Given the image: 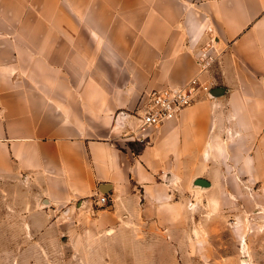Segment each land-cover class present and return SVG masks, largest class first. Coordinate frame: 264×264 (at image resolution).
I'll use <instances>...</instances> for the list:
<instances>
[{
	"label": "crops",
	"instance_id": "crops-1",
	"mask_svg": "<svg viewBox=\"0 0 264 264\" xmlns=\"http://www.w3.org/2000/svg\"><path fill=\"white\" fill-rule=\"evenodd\" d=\"M194 77L208 96L139 130L141 94ZM200 177L264 181V0H0V185L114 230Z\"/></svg>",
	"mask_w": 264,
	"mask_h": 264
},
{
	"label": "rangeland",
	"instance_id": "rangeland-1",
	"mask_svg": "<svg viewBox=\"0 0 264 264\" xmlns=\"http://www.w3.org/2000/svg\"><path fill=\"white\" fill-rule=\"evenodd\" d=\"M197 179L177 185L172 210L125 216L114 230L97 223L95 205L76 228L67 213L50 225L23 184H2L0 264H264V181L202 188Z\"/></svg>",
	"mask_w": 264,
	"mask_h": 264
},
{
	"label": "built area",
	"instance_id": "built-area-1",
	"mask_svg": "<svg viewBox=\"0 0 264 264\" xmlns=\"http://www.w3.org/2000/svg\"><path fill=\"white\" fill-rule=\"evenodd\" d=\"M213 62L211 55H202L199 58L200 72L208 70ZM210 91V86L199 77H194L187 84L177 88H158L142 94L134 114L139 122V130L157 127L176 118L182 110L208 96ZM98 202L102 205L109 203L105 195H101Z\"/></svg>",
	"mask_w": 264,
	"mask_h": 264
},
{
	"label": "water",
	"instance_id": "water-1",
	"mask_svg": "<svg viewBox=\"0 0 264 264\" xmlns=\"http://www.w3.org/2000/svg\"><path fill=\"white\" fill-rule=\"evenodd\" d=\"M219 93H220V91H214L209 96H213L214 97V96L219 95ZM130 116L133 117V118H136V116L133 115V114H130ZM195 185L199 186V187H202V188H209L211 186V183L208 180L204 179V178H199V179H197L195 181Z\"/></svg>",
	"mask_w": 264,
	"mask_h": 264
}]
</instances>
